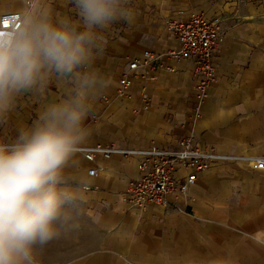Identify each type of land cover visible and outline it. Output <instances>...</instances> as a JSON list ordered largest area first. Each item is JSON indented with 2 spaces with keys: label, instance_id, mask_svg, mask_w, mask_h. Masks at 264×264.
I'll list each match as a JSON object with an SVG mask.
<instances>
[{
  "label": "crops",
  "instance_id": "obj_1",
  "mask_svg": "<svg viewBox=\"0 0 264 264\" xmlns=\"http://www.w3.org/2000/svg\"><path fill=\"white\" fill-rule=\"evenodd\" d=\"M28 4L53 22L80 23L72 0H0V15L21 13ZM130 5L135 22L103 30L94 63L71 73L52 72L17 97L0 119V142H14L18 130L36 121L48 104L74 95L82 74L96 71L109 86L95 89L87 121L92 134L77 147L162 146L191 135L245 159L201 172L187 192L189 213L182 214L156 206L129 210L118 193L126 180L139 176L136 159L95 154L89 161L76 149L62 185L73 199L64 206L60 235L37 247L38 264H264V169L248 165L251 158L264 157L263 5L247 0H130ZM195 12L220 16L224 29L217 76L204 100L198 103L194 96L192 65L184 59L175 61L173 70L158 69L154 80L135 77L126 94H119L118 80L129 60L145 49H177L166 23Z\"/></svg>",
  "mask_w": 264,
  "mask_h": 264
},
{
  "label": "clouds",
  "instance_id": "obj_2",
  "mask_svg": "<svg viewBox=\"0 0 264 264\" xmlns=\"http://www.w3.org/2000/svg\"><path fill=\"white\" fill-rule=\"evenodd\" d=\"M72 3L80 23L53 22L31 4L21 9L19 27L15 22L4 27L0 20V119L25 89L43 83L50 73H71L94 63L103 30L135 22L130 0ZM108 86L104 74H82L74 95L48 104L36 121L18 130L14 142H0V264H38L37 247L60 235L64 206L73 199L62 186L65 169L78 144L92 134L87 121L95 89Z\"/></svg>",
  "mask_w": 264,
  "mask_h": 264
},
{
  "label": "built area",
  "instance_id": "obj_3",
  "mask_svg": "<svg viewBox=\"0 0 264 264\" xmlns=\"http://www.w3.org/2000/svg\"><path fill=\"white\" fill-rule=\"evenodd\" d=\"M20 15L17 11L4 12L0 20L4 22V27L13 22L19 27ZM166 29L177 40L178 48L164 53L145 49L140 56L131 58L118 80L119 94H126L135 77L154 80L158 69L173 70V63L184 59L192 65L194 96L200 103L217 76L216 58L220 39L224 35L222 19L218 15L207 16L204 12H195L169 20ZM146 97L143 96L145 104ZM195 116H199L198 106ZM76 149L82 151L89 161L94 160L95 154H120L136 159L139 176L126 180L124 188L118 193V202L125 204L129 210L142 211L156 206L164 210L174 209L182 214L189 213L187 192L201 172L245 159L243 156L223 153L214 144L200 142L191 135L181 136L171 144L162 146L121 148L112 144H97ZM248 165L251 170L264 169V157L251 158ZM88 172L94 174L95 169L90 168Z\"/></svg>",
  "mask_w": 264,
  "mask_h": 264
},
{
  "label": "rangeland",
  "instance_id": "obj_4",
  "mask_svg": "<svg viewBox=\"0 0 264 264\" xmlns=\"http://www.w3.org/2000/svg\"><path fill=\"white\" fill-rule=\"evenodd\" d=\"M247 1H249V2H255V3H258V5H263V7H264V0H247Z\"/></svg>",
  "mask_w": 264,
  "mask_h": 264
}]
</instances>
